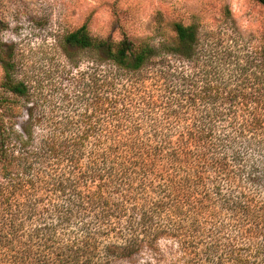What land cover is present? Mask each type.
I'll return each instance as SVG.
<instances>
[{"label": "trees", "instance_id": "trees-1", "mask_svg": "<svg viewBox=\"0 0 264 264\" xmlns=\"http://www.w3.org/2000/svg\"><path fill=\"white\" fill-rule=\"evenodd\" d=\"M256 1L264 8V0ZM174 33L173 39L162 41L158 46L148 40L135 42L124 38L114 42L95 38L86 25L65 34L63 43L66 47L88 50L95 58L93 66L80 74L78 82L83 88L84 114L88 117L91 113L88 119L96 114L127 119L134 115L132 108L148 106L153 110L164 109L168 120H181L183 113L179 111L192 110L198 102H210V58L217 62L216 75L224 76L227 72V68L223 69L225 65L218 68V62L223 59L201 48L207 39L202 43V35L196 26L177 22ZM253 64L254 61L251 64L239 63L236 72L233 71L227 78H218L227 87L236 86L222 97L224 100L234 103L244 99L248 102L254 96L257 108L253 113H257L264 111L263 50L261 56L255 59V67ZM4 68L5 80L1 86L4 102L1 106L15 105L10 97L12 95L18 102L30 104L33 101L34 106L27 109L26 124L20 130L12 127L5 136V130L0 132V264H120L134 261L143 251L155 250L159 237L177 235L179 222H197L196 216L216 210L242 222L238 225L239 229H245L243 233L240 231L241 239L212 240L205 252L207 258L197 246L183 240L178 250L185 264H264V166L261 159L245 166L246 186L239 196L232 198L223 194L221 185L217 183L210 195L201 190L204 172L209 169H205L209 154L210 169L227 172L226 165L216 158L215 130L211 125L189 124L179 132L170 130L172 135H161L156 128L152 131L155 135L151 133L150 136L154 138L148 140L138 135L141 131L139 127H134L127 130L129 133L123 141V127L88 126L78 129L74 136L66 137L70 132V127H67L43 136L39 140L38 153L32 152V123L37 120L35 111L41 100L39 96L33 99L29 83L14 76L10 60L5 62ZM113 69L138 79L122 83L117 76H113L116 75ZM145 75L154 77L152 79L156 83L162 82L165 89L160 94L174 97L172 106L155 102L154 98L159 94L153 95L143 84L136 86V81H145ZM239 79H243L241 84ZM173 84L181 90L172 89ZM238 92L243 98L238 96ZM170 107L179 110L173 111ZM241 133L250 136V147L256 145L264 153V117L253 114ZM91 139L96 141L89 149L86 142ZM153 140L156 144H149ZM86 156L91 163L82 167ZM49 157L58 160L61 165L66 162L73 167L51 180H30L34 161L41 158L48 161ZM100 162L111 164L107 171L129 183L134 174L142 178L155 173L160 197L144 204L141 209L136 206L128 210L125 204L112 203L104 196L106 185H100L94 191L83 188V183L88 182V174L102 170L97 168ZM81 168L87 173H83ZM76 169L80 170L79 178H74ZM38 189L44 190L50 202L45 204L46 199L39 196ZM248 190L253 191L256 198H252ZM52 197L63 203L54 201ZM94 212L100 221L114 215H119L121 219L130 214L128 222L132 223L128 231L131 238L104 244L99 241L98 233L90 228H82L73 237H61V231L71 222ZM43 217H46L45 223L32 222ZM47 218L54 219L56 223L48 222ZM155 222L175 224L162 230L155 226ZM247 225L250 226L245 228Z\"/></svg>", "mask_w": 264, "mask_h": 264}, {"label": "rangeland", "instance_id": "rangeland-1", "mask_svg": "<svg viewBox=\"0 0 264 264\" xmlns=\"http://www.w3.org/2000/svg\"><path fill=\"white\" fill-rule=\"evenodd\" d=\"M177 22L198 28L202 35V43L205 38L207 39L204 47L200 45L201 48L210 50L223 59L218 62V68L225 65L223 68H227L225 78L233 71H237L239 63L251 64L254 61L255 67V59L261 56L262 50L264 51V8L256 0H0V132L3 133L2 130H5L3 133L5 136L12 127L20 130L21 126L26 124L27 109L34 106L33 101L30 104L18 102L13 95L10 97L17 106L4 104L1 106L4 102L2 100L4 90L1 88L5 80L4 67L5 62L10 60L14 66V76L29 83L33 99L39 96L38 99L41 100L35 111L37 120L32 123L34 130L32 152L38 153L39 140L43 136L67 127H70V132L66 137L74 136L78 129L88 126L108 129L123 127L125 130L121 136L123 141L124 136L129 133L127 130L134 127H139L141 131L138 135L148 140L154 138L150 136L156 128L161 135H172V131L179 132L189 124L208 127L211 125L215 130L216 158L226 165L227 172L210 169L209 154V163L205 167L209 169L208 172H204L205 180L201 190L210 195L214 184L217 183L221 185L223 194L232 198L239 196L246 186L245 166L260 159L264 166V153L255 147L256 145L250 147V136L246 137L241 130L246 121L251 120L253 114L263 118L264 111L253 113L257 108L254 96L250 97L251 100L248 102L243 99L234 103L222 98L236 86L227 87L221 83L222 80L219 78L224 76L216 75L217 62L215 63L213 59L210 58L212 100L198 102L192 110L179 111L183 113L181 120L175 118L168 120L164 109L153 110L148 106L132 108L133 117L127 119L123 117L120 120L111 114H96L92 119H88L91 113L88 117L84 114L86 107L82 104L81 97L83 88L78 82L81 79L80 74L93 66L95 58L88 50L66 47L63 43L65 34L86 25L89 33L95 38L114 42L124 38L135 42L148 40L154 46H158L160 42L175 37L174 24ZM230 53L232 54L228 57ZM224 56L226 58H223ZM113 71L116 74L113 76H117L122 83H128L129 79L133 81L138 79L130 78L132 75H123V72H117L116 69ZM152 78L154 77L145 75V81L143 79L136 81V86L143 84L152 94H159L154 98L155 102L172 106L174 97L161 96L160 93H163L165 88L162 82L156 83ZM242 81L243 79H239V84ZM172 89L181 90L177 84H173ZM248 91L253 93L251 89ZM238 96L243 98L239 92ZM170 108L173 111L179 110L175 107ZM95 141L91 139L86 142L89 149ZM153 141L148 142L155 145L156 141ZM45 158L34 161L33 170L29 175L30 180L49 178L51 180L58 174L69 172L73 167L66 162L61 165L58 160L49 157L47 161ZM89 163L91 159L86 156L82 160V167ZM101 163L97 165V168H102L101 173L88 174V182L83 183V188L87 187V190L94 191L100 185H106L104 196L112 203L125 204L128 210L136 206L141 209L144 204L160 197L156 189L159 188V182L155 173L142 178L134 174L133 180L129 183L107 171L111 164ZM81 170L87 173L84 168ZM74 171L76 172L74 178H79L80 170ZM142 183V186L139 185ZM248 192L252 198H256L253 191ZM38 193L46 199L45 204L50 202L43 189H38ZM52 198L54 201L58 200L56 197ZM58 202L63 203L61 200ZM95 212L86 213L71 222L61 231V237H73L82 228H90L91 231L98 233L99 241L104 244L131 238L128 231L132 223L128 222L130 214L121 219L119 215H114L100 221L96 219ZM45 218L32 222L45 223ZM195 219L197 222H179L181 225L178 226L180 229L178 228L177 235L171 238L159 237V244L155 250L143 251L134 261H124L120 264H185L178 250L183 240L197 246L207 258L205 252L212 240L241 239L245 230L238 227L242 222H237L218 210L196 216ZM48 222L56 223L54 219H48ZM174 224L155 222V226L162 230ZM139 236L144 237L143 234Z\"/></svg>", "mask_w": 264, "mask_h": 264}]
</instances>
